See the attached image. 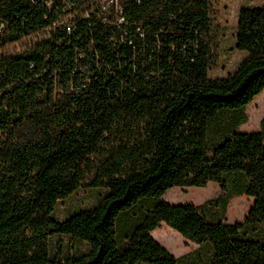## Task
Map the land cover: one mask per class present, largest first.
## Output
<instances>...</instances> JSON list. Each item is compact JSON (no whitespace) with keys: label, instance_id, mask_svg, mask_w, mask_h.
<instances>
[{"label":"trees","instance_id":"1","mask_svg":"<svg viewBox=\"0 0 264 264\" xmlns=\"http://www.w3.org/2000/svg\"><path fill=\"white\" fill-rule=\"evenodd\" d=\"M211 2L126 0L122 27L92 15L46 34L59 11L0 0V264H264V118L238 130L264 90V6L242 7L248 56L215 79ZM210 182L220 195L201 205L143 204ZM82 186L109 191L54 218ZM240 195L254 198L248 215L225 222ZM162 223L199 248L174 255L152 235ZM56 234L90 249L52 256Z\"/></svg>","mask_w":264,"mask_h":264},{"label":"rangeland","instance_id":"2","mask_svg":"<svg viewBox=\"0 0 264 264\" xmlns=\"http://www.w3.org/2000/svg\"><path fill=\"white\" fill-rule=\"evenodd\" d=\"M264 6V0H212L211 2V66L210 78H227L231 76L248 56L236 48L238 18L242 7ZM247 121L238 127L240 131H259L264 118V90L242 110ZM106 187L82 186L66 199L59 200L52 216L65 220L72 214L96 207L108 193ZM220 195L217 183L210 182L205 187L174 186L162 197L144 201L150 206L161 199L170 203H194L201 205ZM254 198L248 195L233 197L228 204L224 221L234 223L243 221L248 215ZM155 239L176 256L196 251L198 244L184 238L178 231L162 223L153 231ZM49 249L52 256L66 258L71 254L85 253L90 244L84 240H75L68 235L56 234L49 238ZM184 264V263H183Z\"/></svg>","mask_w":264,"mask_h":264},{"label":"built area","instance_id":"3","mask_svg":"<svg viewBox=\"0 0 264 264\" xmlns=\"http://www.w3.org/2000/svg\"><path fill=\"white\" fill-rule=\"evenodd\" d=\"M34 1L43 3L49 10L59 11V19L46 34L56 31L60 27H65L71 33L74 30L76 18L89 19L92 15L101 20L102 23L110 24L114 27H122L127 24L124 9L126 0H86V5L84 1L82 6L77 5L73 0H62V2L60 0ZM39 37L40 35L37 38ZM78 56L79 58H83L84 54L79 53Z\"/></svg>","mask_w":264,"mask_h":264},{"label":"crops","instance_id":"4","mask_svg":"<svg viewBox=\"0 0 264 264\" xmlns=\"http://www.w3.org/2000/svg\"><path fill=\"white\" fill-rule=\"evenodd\" d=\"M152 235H154V233L152 232Z\"/></svg>","mask_w":264,"mask_h":264}]
</instances>
